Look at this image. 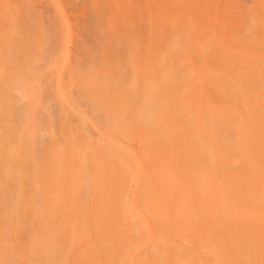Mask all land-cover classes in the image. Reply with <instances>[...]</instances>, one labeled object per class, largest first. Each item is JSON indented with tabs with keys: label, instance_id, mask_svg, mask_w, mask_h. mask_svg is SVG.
I'll use <instances>...</instances> for the list:
<instances>
[{
	"label": "bare ground",
	"instance_id": "6f19581e",
	"mask_svg": "<svg viewBox=\"0 0 264 264\" xmlns=\"http://www.w3.org/2000/svg\"><path fill=\"white\" fill-rule=\"evenodd\" d=\"M214 13L219 24L228 22L224 39L212 30ZM0 27V264H125L108 251L116 234L101 213L95 231L100 256L93 253L85 262L83 249L75 248L83 240L81 208L63 233L67 202L74 204L78 192L91 193L93 184L91 174L80 175L87 160L76 151L66 153L69 164L58 170L62 143L86 147L91 140L89 158L97 160L98 151L103 160L99 171L110 156L111 145L96 140L107 134L89 124L95 106L107 112L105 124L124 120L123 127H113L118 173L130 163L129 146L140 153L131 195L142 221L130 224L124 246L132 260L143 256L139 264H150L156 251V243L148 242L136 251L145 229L154 237L160 233L158 240L170 233L169 218L161 221L151 206L160 178L170 180L162 183L165 195H172V183L182 182L191 202L195 189L230 197L235 192L237 202L226 204L233 217L245 194L264 186V55L258 53L264 50V0H0ZM194 37L207 38V44L194 43ZM223 40L233 43L226 47ZM180 49L188 53L183 64ZM254 69L263 74L255 76ZM78 71L89 83V96L75 79ZM221 159L217 170L209 169ZM224 177L228 185L221 184ZM123 188L115 191L122 214ZM214 201L223 209L222 197ZM254 210L251 205V215ZM231 228L221 234L234 244ZM213 254L215 264H226L222 251L213 247ZM256 257L264 264L263 254Z\"/></svg>",
	"mask_w": 264,
	"mask_h": 264
},
{
	"label": "rangeland",
	"instance_id": "374dc122",
	"mask_svg": "<svg viewBox=\"0 0 264 264\" xmlns=\"http://www.w3.org/2000/svg\"><path fill=\"white\" fill-rule=\"evenodd\" d=\"M212 19L214 20L212 30L221 32L223 35L222 37L224 39L225 35L228 34L226 32L227 28L225 27V25H227L226 23L228 22H225L223 20L222 25L221 23L219 24L217 22L218 18L215 13L212 15ZM226 20L228 21V17H226ZM1 38L2 37H1V27H0V39ZM193 42L200 44L202 42L203 44H207V38H203L200 40L198 39V37L197 38L194 37ZM222 43H223L222 45L225 44L227 47L230 46L233 42L232 43L231 41L224 42L223 40ZM0 48H1V44H0ZM258 53H262L264 55V50H258ZM187 54L188 53H184L183 49L178 50L177 52V57L179 62L178 64L181 63L183 64L188 60ZM262 72L263 69L260 70L254 69L255 76L262 75L263 74ZM260 78H256V81H259ZM75 79L77 81L79 80L81 84H84L86 86L84 88L85 89L84 91L86 92L84 96L86 95L89 96V92H92L89 91L88 88L89 83L88 81H86L81 77V73L79 71L76 74ZM68 84L70 88L71 83ZM176 84L177 87L181 89L180 87H182L181 85L182 83L178 82ZM251 87L253 88L254 92L256 91L258 92V83L251 84ZM94 94L95 93L93 92V95ZM184 94L185 93H183L182 95L184 96ZM94 97H96V95H94ZM76 99L78 101L79 96H77ZM106 115L107 112H105V110L97 109V107L95 106L94 115L90 116L88 119L90 120L89 124L91 123L93 125L95 124V126H98L95 128H99V131L102 132V134H107L108 136V138L96 139V140H100L98 143H100L101 145L106 143H109L108 145H111L110 156L105 158L106 167L103 168V166H100V171H99L98 163L103 162V160H99V158L102 157L99 156L98 151H97L98 154L97 160L95 158L93 159L89 158L92 148L91 146H93L94 148V144L91 142V140L89 141V144L86 147L79 146L78 144L77 145L75 144L76 146L71 145L68 144V142H67L68 145L63 144L64 143L63 142L62 146L60 147L61 157L57 162L58 170L61 171L62 166L65 168L69 164V155L66 153H69L71 151H76L77 153L81 154L83 159L87 160L85 161L86 165L83 164L84 171L81 172L80 175L83 178H87V176L88 175L90 176L91 174V179H92L91 184H93V190L91 193H88V195L87 193L81 195V193L78 192L77 194L78 200L75 201L74 204H71L72 199L70 200V202H67L68 204L67 217H64L65 225L63 226L64 228L63 233L66 231L65 230L66 228L70 230L71 222H73L72 215L76 210L81 208L79 210V218L81 219L78 226V232L81 234L83 240L77 242V244L74 243L73 244L75 245L76 249H80V248L83 249V257H84L83 261L85 262L92 260L91 255H93V253L95 254V257L96 254L100 256V254H103L102 252L103 245H101L100 243L101 239L95 236V231H96V226L98 225V223L96 222V218L101 213L102 215L106 216L105 219L103 220L104 223L106 224L109 223L108 227L111 228L112 233L116 234L113 241H111L112 243L109 242V244L107 245L110 255H113L118 259L120 258L121 260L119 259V261H122L123 263L125 262V264H139L140 259H142L143 256L139 257L136 254V256H134L132 260L131 252L126 255L124 254L125 251L124 246L127 242L126 233L130 224H134L133 220L135 219L136 222L137 217L140 219V221H142L140 208L139 205L137 204L136 197L131 195V193L133 192V188H135L138 183L136 177L137 174L134 172V165L136 166V164H139L140 153L139 150L136 149L137 147L135 145L132 144L131 146H129V148L127 146V148L131 150L130 160L129 159L127 160L130 161V163L127 165L126 162L127 168L123 175L118 173L117 171L118 165H115L113 160L115 151L112 145L113 143L115 144L114 139L117 140L119 138H116L115 130L113 129V127L114 128H116L117 126L123 127L124 120H120L118 122H112L111 123L112 125H110L109 123L105 124ZM101 119L103 120L102 122ZM13 122L17 123L16 118L14 119ZM109 127H110V131L108 130ZM87 133L91 137V133L85 132V134ZM92 139H94V137ZM262 156H264V154ZM135 159L138 161V163L135 162ZM223 161L224 159H221L220 161H215V160L212 161L211 164L209 165V169L212 168V170H217L216 167L221 165ZM190 163L192 165L191 160L189 161V164ZM195 164L199 168H204V166L201 165L200 161H198ZM129 170L132 175H128ZM65 171H66L65 174L66 173L68 174L69 171H67L66 169ZM211 178L213 180H217L216 178L213 177ZM262 178H263L262 180L264 181V176ZM164 180L165 179L160 178L159 184L161 186L159 187V189H157V191H153L154 195L156 194L157 196L153 195L150 198V200H151L152 208L158 210L161 221L164 215H166L169 218L170 233L162 234V236H165V238L162 237L161 240H158V238L161 237L160 233H158V235L160 236L154 237L150 235V233L145 229L143 240L142 242H138L139 244L137 243L138 246L136 247V251H137V248L141 249V247H143L142 244L144 242L156 243L155 255H153L154 256L153 259L150 260V264H215V262H213L214 261L213 247L218 248L219 252L222 251L223 253L222 261L224 263L226 262V264H258L257 261L259 260V257L256 256L257 255L260 256L262 254L264 255V186H258L259 188L256 189L255 192H253L252 194L251 193L245 194L246 200L243 201L244 203L239 202L240 200L238 199L239 206L234 208L233 213H236V215L235 217H233V214H231V212L229 211V206L230 203H233V201L236 200L237 202V197L235 192H234L235 197H230L226 192L217 193L215 191L209 192L208 189L207 191L206 190L200 191L195 189L193 193L194 198L192 196L193 201L191 202V197L189 198L186 195L187 192L186 189L183 187L182 182L177 183L176 180H175L176 183L174 184L172 183L171 186L172 189L174 188V190L172 191V195L170 193L165 195L162 189L163 188L162 183ZM169 181L170 180L166 182ZM58 182H60V180ZM76 182L78 188L83 186V183L79 182V179H77ZM232 182L237 183L238 179H234V181ZM260 182L262 183V181ZM229 183H230L229 177L226 178L224 177L221 180L222 185L225 184L228 185ZM97 185H100V188H98V190L96 188ZM122 186L123 187L125 186V189L123 188L124 194L122 196L123 214L120 213V210L118 208L119 202H117L118 200H116L117 195L115 192L117 189L121 188ZM93 191H94V195H93ZM163 196H165L166 198H163ZM171 197H173V199H171ZM217 197L219 198L222 197L224 199L223 209H222V205H220L219 202L214 201V199ZM183 199H187L188 203L183 201ZM196 201L197 203L200 204L202 203V205L198 206L196 204ZM226 204H228L229 206H226ZM251 205H254V209H255L254 215L253 214L251 215L250 214L251 212L249 211V207H251ZM183 207L189 209L190 215L187 214L184 215L182 213V209L184 210ZM162 209H165L166 211ZM148 213L150 214V212ZM221 220H224L223 223H220ZM165 223H167L166 219H165ZM208 223H212V227L210 229L208 227ZM232 226L236 228L237 238H238V240L235 241L234 244L231 242H227L226 239L221 234L222 229L224 231L227 228L232 230L231 228ZM136 228L139 230L140 227L136 226ZM179 233L180 235H184V236H180ZM67 234L69 235L68 231ZM165 244L169 246L166 248V251H162V249L160 250L159 248L164 247ZM121 254L123 258L120 257ZM144 259H147V257L145 256Z\"/></svg>",
	"mask_w": 264,
	"mask_h": 264
}]
</instances>
